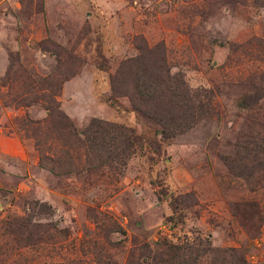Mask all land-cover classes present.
Listing matches in <instances>:
<instances>
[{
	"label": "rangeland",
	"instance_id": "obj_1",
	"mask_svg": "<svg viewBox=\"0 0 264 264\" xmlns=\"http://www.w3.org/2000/svg\"><path fill=\"white\" fill-rule=\"evenodd\" d=\"M150 76L210 114L165 138L134 107ZM52 85L79 133L99 119L143 149L92 173L42 169L25 126L48 119L36 96ZM31 211L33 242L7 225ZM164 240L210 244L200 264H264V0H0V264H150Z\"/></svg>",
	"mask_w": 264,
	"mask_h": 264
},
{
	"label": "trees",
	"instance_id": "obj_2",
	"mask_svg": "<svg viewBox=\"0 0 264 264\" xmlns=\"http://www.w3.org/2000/svg\"><path fill=\"white\" fill-rule=\"evenodd\" d=\"M146 79L149 80V86L153 91L141 89L145 87L143 84ZM133 81L137 88V92H134L133 95L143 98L141 105L136 106L133 103L135 109L138 114L158 122L163 127L162 134L165 138L176 137L191 128L194 120L200 115L205 112H208V115L210 114V110L197 112L198 108H194L191 113L189 107L188 109L183 108L176 99V90H164L165 82L159 77L150 76L144 79H137L136 77V80ZM114 88L116 89L115 85ZM52 89L53 85L49 86L50 93L42 97H39L40 95L36 96L38 100H43L42 103L49 113L48 119L43 122L30 120L25 126L26 130L34 131L37 138V147L41 152L40 166L42 169L57 176L81 173L82 170L92 173L103 168L112 169L116 161L124 166L128 159L143 149L145 139L135 129L118 126L99 119L90 121L85 130L79 133L71 120L60 111L55 98L56 94L53 93ZM156 92L157 94H155ZM165 92H173L175 96L170 95L169 97L168 95V98ZM154 96L166 97V100H163L158 106L154 103ZM54 135L59 138L57 148L51 142L52 139L54 140ZM149 147L155 153L161 154L160 144L157 140H150ZM81 150L84 152H80ZM37 204L39 203H35V205ZM171 206H173V212L177 211L178 206H175L174 201H171ZM33 211L27 215L28 218L14 220L7 224L10 225L13 232L17 234L22 232L23 236L32 242L34 235L38 234L40 228V225L33 224L31 219L34 216ZM56 233L64 234L65 232L57 231ZM157 246L159 249L151 256L150 264H200L201 257L215 252L210 244H207L202 249L203 251L196 250V247L188 249L169 240L161 241ZM189 253H191V256L192 253L195 254L191 257L188 256ZM130 264H134V262Z\"/></svg>",
	"mask_w": 264,
	"mask_h": 264
}]
</instances>
